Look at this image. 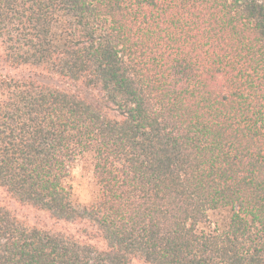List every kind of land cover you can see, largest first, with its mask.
<instances>
[{
  "label": "trees",
  "instance_id": "obj_1",
  "mask_svg": "<svg viewBox=\"0 0 264 264\" xmlns=\"http://www.w3.org/2000/svg\"><path fill=\"white\" fill-rule=\"evenodd\" d=\"M0 264H264V0H0Z\"/></svg>",
  "mask_w": 264,
  "mask_h": 264
},
{
  "label": "rangeland",
  "instance_id": "obj_2",
  "mask_svg": "<svg viewBox=\"0 0 264 264\" xmlns=\"http://www.w3.org/2000/svg\"><path fill=\"white\" fill-rule=\"evenodd\" d=\"M72 184L76 195L83 203H88L95 191V178L92 166L86 161H77L72 167Z\"/></svg>",
  "mask_w": 264,
  "mask_h": 264
}]
</instances>
